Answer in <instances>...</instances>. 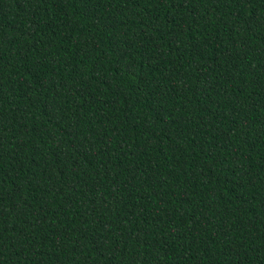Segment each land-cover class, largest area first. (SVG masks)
Masks as SVG:
<instances>
[{"label": "trees", "instance_id": "trees-1", "mask_svg": "<svg viewBox=\"0 0 264 264\" xmlns=\"http://www.w3.org/2000/svg\"><path fill=\"white\" fill-rule=\"evenodd\" d=\"M0 264H264V0H0Z\"/></svg>", "mask_w": 264, "mask_h": 264}]
</instances>
